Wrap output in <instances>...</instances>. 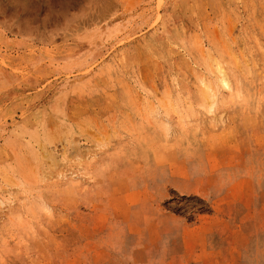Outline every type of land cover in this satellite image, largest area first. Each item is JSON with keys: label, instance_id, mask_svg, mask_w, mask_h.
Returning <instances> with one entry per match:
<instances>
[{"label": "rangeland", "instance_id": "obj_1", "mask_svg": "<svg viewBox=\"0 0 264 264\" xmlns=\"http://www.w3.org/2000/svg\"><path fill=\"white\" fill-rule=\"evenodd\" d=\"M0 264H264V0H0Z\"/></svg>", "mask_w": 264, "mask_h": 264}, {"label": "bare ground", "instance_id": "obj_2", "mask_svg": "<svg viewBox=\"0 0 264 264\" xmlns=\"http://www.w3.org/2000/svg\"><path fill=\"white\" fill-rule=\"evenodd\" d=\"M217 71H218V75H219V82L220 85H222L224 88H226V90H231L232 89V83H231V80L230 78L232 77H229V73L227 74L226 72V69L220 64V63H217Z\"/></svg>", "mask_w": 264, "mask_h": 264}]
</instances>
